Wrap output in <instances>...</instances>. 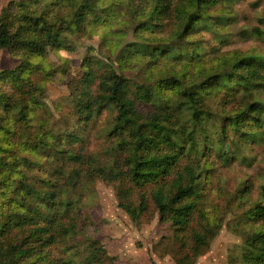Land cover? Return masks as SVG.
<instances>
[{"label": "trees", "instance_id": "trees-1", "mask_svg": "<svg viewBox=\"0 0 264 264\" xmlns=\"http://www.w3.org/2000/svg\"><path fill=\"white\" fill-rule=\"evenodd\" d=\"M237 1L125 0L135 36L144 42H127L120 58L129 62L136 53L149 54L158 62L181 61L182 71L189 64L199 65L195 79L184 85L180 70L169 66L157 73L163 76L153 87L131 89L116 67L96 74L89 58L83 59L82 74L67 80L80 122L86 124L108 104L116 110L113 132L123 137L129 180L138 189L137 204L125 200L124 190L119 205L137 220L152 200L159 220L171 223L172 238L187 244L184 258H195L215 235L218 222L215 216L208 218L204 187L217 177L218 166L248 159V145L264 144V53L222 49L230 35L264 40L261 17L235 33L228 28L238 22L233 10ZM109 8L108 0H9L0 8V50L19 59L12 67L0 68V264H40L53 243L63 244L65 264H113L96 237L84 236L80 244L85 254L73 255V249L82 250L70 242L83 231L82 206L63 197L61 179L68 177L71 183L75 175L63 171L59 161L87 162L90 171L100 175L108 170L72 148L81 138L77 132L46 129L35 107L40 103L36 93H44L43 80L31 73L41 69L51 78L41 64L47 50L69 47L68 35L84 28L89 13L105 20ZM169 12L177 20L175 39L160 41L155 36L153 42L141 36L160 32ZM199 30L211 34L209 47L201 39L179 41ZM173 83H178L174 92ZM43 157L55 170L32 182L26 170L38 172ZM110 173L118 179V172ZM260 177L256 199L248 200L253 184L248 178L229 193L228 207L236 213V205L241 209L234 228L245 234L236 260L240 264H264V174ZM195 212L197 226L191 223Z\"/></svg>", "mask_w": 264, "mask_h": 264}, {"label": "rangeland", "instance_id": "rangeland-1", "mask_svg": "<svg viewBox=\"0 0 264 264\" xmlns=\"http://www.w3.org/2000/svg\"><path fill=\"white\" fill-rule=\"evenodd\" d=\"M7 1L9 0H0V8ZM108 2L110 8H113L105 20L89 13L84 20V28L68 35L69 47L47 50L41 58V64L46 66L50 74H53L51 78L49 76L47 78L46 73L41 69L31 70L36 80L38 77H40L39 80H43L44 93H36L40 103H36L35 107L37 113L41 114L40 117L45 120L46 129L51 133L65 130L77 132L81 138L79 142L73 143L72 148L81 152L85 160L92 158L96 164L108 170V173L100 175L96 171H90L87 162L59 161L63 171L74 172L75 175V180L71 183L68 182V177L61 179L62 185H65L63 197L74 198L76 203L82 206L83 231L76 235L75 241H70L71 245L81 247L82 250L73 249V255L85 254L80 240L84 236H90L100 239L106 255L112 258L113 264H150L151 262L155 264H240L236 260L242 250L245 234L236 231L234 225L241 209L239 205H236V208L240 210L236 213L228 207L227 202L230 200L229 193L245 178L253 183L248 200L252 201L260 195L262 180L260 175L264 174V144L248 145L245 149L248 159H242L243 161L235 159L226 166H218L217 177L214 176L205 185L204 205L208 210V218L212 219V216H215L218 223L215 222V235L195 258L191 256L184 258V253L188 251L187 244L172 238L171 223L159 220L152 200H149L147 210L137 220H133L119 205L124 190H126L125 200L133 205L137 204L138 189L129 180L126 160L128 151L123 143V137L113 132L112 123L116 110L112 104H108L86 124L80 122L73 108L75 93L67 80L74 77L77 79L82 74L84 58L92 59L91 63L96 74H101L109 66L116 67L128 79L131 89L139 85L153 87L155 80L163 76L157 73L162 67L169 66L180 70V78L184 85L188 79L194 78L199 65L190 66L189 64L182 71L181 61L158 62L149 54L141 53L130 57L129 62L124 61L120 58L123 46L127 42L144 41L140 39L141 37L135 36V21L127 15L125 0H108ZM112 2L115 4L112 5ZM233 4L238 20L236 24L228 26L233 33L240 26L258 23L260 17L264 20V0H238ZM162 20L164 24L160 27V32H155V35L144 32L141 36H150L151 41L155 36L160 41L175 39L173 33L177 29V20L175 21L173 14L169 12ZM263 25L264 23L261 26ZM230 37V43L224 45L222 49L235 48L264 53V40L234 35ZM186 39L193 40L194 43L196 40L200 42L199 39H201L208 47L212 43L211 34L206 30L190 32L179 41ZM18 61L17 57L10 55L6 50H0V68L12 67ZM206 61L209 60L206 58ZM209 62L205 65L208 66ZM63 67L65 72H62ZM173 84L174 92L177 90L178 83ZM139 108L146 110L143 106ZM212 114L215 118L218 117L219 109H213ZM37 119L36 116L35 120ZM231 134L232 131L228 130V136ZM40 162L38 172L26 170L32 182L38 180L39 175L49 177L55 170V168L51 169L50 159L43 157ZM112 171L118 172L117 180L111 177V173L109 174ZM118 190L121 191L118 192ZM197 221V212H195L191 223L197 226ZM63 250L62 243H53L47 247V256L40 264H65L62 261ZM108 261L109 259L106 258V262Z\"/></svg>", "mask_w": 264, "mask_h": 264}]
</instances>
